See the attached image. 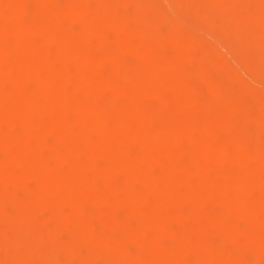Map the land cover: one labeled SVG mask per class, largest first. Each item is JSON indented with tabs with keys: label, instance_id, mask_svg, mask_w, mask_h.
Returning <instances> with one entry per match:
<instances>
[{
	"label": "bare ground",
	"instance_id": "1",
	"mask_svg": "<svg viewBox=\"0 0 264 264\" xmlns=\"http://www.w3.org/2000/svg\"><path fill=\"white\" fill-rule=\"evenodd\" d=\"M0 264H264V0H0Z\"/></svg>",
	"mask_w": 264,
	"mask_h": 264
},
{
	"label": "rangeland",
	"instance_id": "2",
	"mask_svg": "<svg viewBox=\"0 0 264 264\" xmlns=\"http://www.w3.org/2000/svg\"><path fill=\"white\" fill-rule=\"evenodd\" d=\"M153 2H161L164 3L165 0H150ZM197 9L200 10V12L210 16L211 20L215 24V33L217 34V41H219V45L221 48L222 53L232 62L233 65H235L238 68H242L241 61H240V49L242 50L241 43L234 41L229 35L227 34L225 29H220L222 24V19L219 16V12L216 8L209 5L207 2H198L197 3ZM174 11L179 14H183L184 10L180 6H176L174 8ZM192 23L196 26L197 20L192 19ZM198 32L203 34L205 31L201 29L200 27L197 28ZM228 46H231L232 48H227Z\"/></svg>",
	"mask_w": 264,
	"mask_h": 264
}]
</instances>
